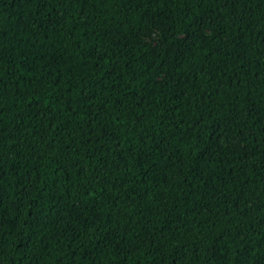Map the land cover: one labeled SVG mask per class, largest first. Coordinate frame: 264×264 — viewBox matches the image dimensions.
<instances>
[{
    "label": "trees",
    "instance_id": "1",
    "mask_svg": "<svg viewBox=\"0 0 264 264\" xmlns=\"http://www.w3.org/2000/svg\"><path fill=\"white\" fill-rule=\"evenodd\" d=\"M0 264H264V0H0Z\"/></svg>",
    "mask_w": 264,
    "mask_h": 264
},
{
    "label": "rangeland",
    "instance_id": "2",
    "mask_svg": "<svg viewBox=\"0 0 264 264\" xmlns=\"http://www.w3.org/2000/svg\"><path fill=\"white\" fill-rule=\"evenodd\" d=\"M149 28L147 30V34L144 37V40L150 44H152L155 48L160 51H163L166 58L168 59V63L165 68V73L158 77L159 82H165L170 80L173 86L177 88H181L188 84L189 79L186 76H178L173 74L172 72V62L177 58L179 54V45L183 42L188 36L186 34H181L176 37V40L173 44L169 45L165 41L166 33L169 29L167 24H159L154 21V17L152 15H148L147 17ZM203 31L207 34H211L212 30L210 27H206ZM114 40L119 41L122 40L121 37L114 36ZM221 144H223L226 148L231 149L232 151L239 154L248 153V149L245 145L236 137L227 135L224 136L221 140H219ZM215 155V153H214Z\"/></svg>",
    "mask_w": 264,
    "mask_h": 264
}]
</instances>
